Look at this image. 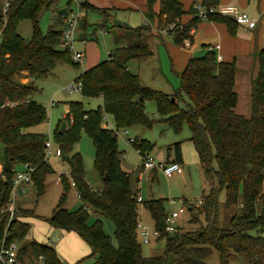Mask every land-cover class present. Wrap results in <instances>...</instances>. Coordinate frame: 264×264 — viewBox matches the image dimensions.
<instances>
[{"label":"trees","instance_id":"16d2710c","mask_svg":"<svg viewBox=\"0 0 264 264\" xmlns=\"http://www.w3.org/2000/svg\"><path fill=\"white\" fill-rule=\"evenodd\" d=\"M149 9L158 2L155 13L160 29L174 25L170 33L174 43L190 38L189 30L198 17L182 24L185 13L181 0H146ZM203 4L217 5L218 0H202ZM58 0H12L4 13L0 42V143L3 145L0 169V244L18 245L16 260L31 252L42 264H62L50 244L25 238L30 224L22 218L33 216L28 209H19L9 217L13 177L16 165L33 167V183L37 195L44 191V180L53 172L45 156L46 136L28 131L29 127L46 119L45 107L33 99L39 90L35 80L47 76L57 63L78 65L70 50L64 46L63 15L54 16V22L42 32L41 15L57 10ZM86 9H101L84 2ZM102 12V11H101ZM29 19L32 34L24 39L18 24ZM209 20L224 23L234 34L238 23L226 16L213 15ZM59 25V27H57ZM137 33L138 39L127 46L113 48L108 58L84 69L74 80L80 81L84 97H102V104L85 109L81 101H68L63 118L66 127L60 130L59 121L53 129V140L60 148V157L69 166V176H60L61 192L51 216L50 225L76 232L90 247L88 257L92 264H207L206 259L216 250L222 264H228L232 255L243 256L247 264H264V48L257 53L258 71L251 82V113L244 117L234 112L235 61H216L215 52L188 59L178 74L179 87L173 96L140 84L129 63L149 57L152 49L141 41L149 32L148 25L127 27ZM30 78L22 82L20 77ZM173 98V100H171ZM153 101L159 116L168 127L179 132L186 122L208 192L202 194L197 205H189V221L197 223L193 230L165 231L164 198L142 200L154 227L160 231L156 238L164 241V252L159 256H145L137 239V190L131 188L129 174L120 168L117 147V129L135 125L151 128L155 119L145 111L144 102ZM182 101L183 104L179 102ZM103 114H109L115 130L103 125ZM84 131L94 146V166L102 187L93 188L84 179L83 159L72 146ZM131 145L143 156L152 149L146 139L134 138ZM174 158L167 162L182 163L180 142L173 146ZM73 186L81 200L74 210L63 206L69 188ZM224 191V204L235 207L241 198L243 212L234 213L228 228L217 225L219 195ZM112 221L116 245L112 243L99 219L89 223V210ZM202 215L200 219L199 215ZM81 261L77 262L80 264ZM0 264H3L0 261Z\"/></svg>","mask_w":264,"mask_h":264},{"label":"rangeland","instance_id":"374dc122","mask_svg":"<svg viewBox=\"0 0 264 264\" xmlns=\"http://www.w3.org/2000/svg\"><path fill=\"white\" fill-rule=\"evenodd\" d=\"M67 1L68 0H59V4L66 5V7L72 9L75 14L77 12L76 8L72 4L70 5V1L67 4ZM90 1L95 5H100L105 2V0ZM193 1L194 0H181L185 9V13L182 15L181 19L182 22H186V20L189 19L188 15L191 13H189L188 10ZM258 1L259 0H232L228 3L227 0H220L219 5H234L243 11L245 9L247 10L246 7H248L249 4L252 10V16L258 17V24H261L263 16L259 18V13L264 11V7L263 5L262 7L258 5ZM108 2L114 6L122 1L113 0L111 3V1L108 0ZM0 11H2V7H0ZM101 11L103 12V10ZM112 11H110V16L107 15L106 17L107 30L104 32L100 28V14L82 7L80 17L73 29V46L77 50L85 51L86 43H88L87 56L85 54L78 65L57 63L51 73L35 81L39 90L33 94V98L46 109V119L39 124V127H42V132L46 136V140L51 142V153L47 156V160L53 172L46 176L44 180V191L41 195H37L36 186L33 182L27 184L23 191L16 189L11 193V203L15 210L28 209L33 212V216H30L28 220V222H30V230L25 240H36L54 246L58 252L60 261H67L69 264H77V260L69 262V259H73L78 253L76 248L72 246V244L67 245L65 241H56V238L59 236L55 232L57 230H54L56 227L50 225V223L46 221V219L51 216L52 210L61 192V185L59 182L60 176H67L69 173L67 162L54 153L57 145L53 140V127L65 113L66 103L68 101H81L85 109L96 108L102 104V101L97 97L90 98L82 96L78 89L66 90V87L73 84L74 80L82 73L86 64L91 60H96L95 62L97 63L105 60L110 48L117 44L116 40H118L119 35H125L130 39V42H135L138 39L137 33H127L124 28L114 24L122 21L131 27L138 26L142 22L140 15L135 12H126L124 10L121 12ZM56 12V10L50 9L41 15L39 27L42 32H45L49 28V25L54 22ZM201 23L209 22H205L204 19H201ZM215 23H219L226 31V26L221 24V22ZM148 24L154 28L157 25L156 17L152 16L148 20ZM57 27H59V25H57ZM204 27L205 28L201 30L202 28L200 25H197L196 33L198 35L201 30L204 36L201 35L200 39L196 36L192 44L188 43L185 45L174 43L172 37L163 36V40H161L151 35V33H142L140 37L141 41L147 43L155 53L149 57L134 60L129 63L131 70L139 75L140 84L161 91L169 96H173L179 87L177 72L180 73L184 69L189 57H198L204 54L205 47L202 46V41H200L203 40L204 42L210 41L219 43L223 51L226 52V54L224 52L226 59L228 58V60L232 61L234 60L233 57L236 58V67L238 70H244V74L238 73L237 76V89L240 90L239 84H244L245 81H247L248 75H250L252 71L254 73L256 70L257 59L254 61V50L257 40H259V44H264V30L260 29L258 32L248 33L243 31L241 26H238V30L234 34H230L227 30L226 32L228 35L223 39L217 35L214 30L206 28L209 27V24H204ZM175 29L176 28H174V30ZM170 30L171 28L168 27L162 32L155 30L153 33L155 35H161L170 33ZM18 32L24 39H29L32 34L31 21L29 19L21 20L18 24ZM84 36L86 38L85 42L82 40ZM114 38H116L115 41ZM262 44L257 45L258 50L263 48ZM70 55L72 56V50H70ZM245 85H247V83H245ZM242 93L240 94L241 102H243L244 99ZM52 101L54 102L53 106H51ZM179 103L183 104L182 101ZM144 108L146 113L156 120L151 128L135 125L127 128V134L123 132L125 129L116 130L117 147L120 151V168L129 174L131 188L138 191L143 202L150 199L164 198L166 199L164 206L167 212L171 209L176 210L180 206H184L186 208L185 212L180 214L177 218L178 227L185 231L193 230L198 224L189 221L190 212L188 207L189 205H197L199 203L202 194L208 192V184L204 179L194 146L189 140V128L186 122H183L180 131L175 132L168 127L165 122L158 120L159 116L153 101H145ZM103 125L115 130L112 118L109 115H107V121L103 122ZM130 137L133 139H146L152 144L153 147L148 153L155 163H164L167 160L171 161L174 158L173 146L175 143L180 142L182 155V163H180V165L183 172L181 174H173L171 177L167 178L158 166L152 170H145L142 166L143 157L139 151L129 143L128 138ZM2 151L3 145L0 143V162L2 160ZM72 152H79L81 154L84 165V179L92 187L97 188V186L101 184V178L94 166L95 150L91 138L84 131L80 132L79 140L73 144ZM20 170L22 169H17V171ZM224 199V191H221L217 210V225L220 228H228L230 217L234 213L240 214L243 212L241 198L238 199V203L235 207L230 208L225 206ZM172 200L174 201L173 204H171ZM143 202H138L139 218L142 223L152 227L153 220L149 212L144 209ZM78 205L79 202L74 187L71 186L63 206H68L69 210H74ZM88 210L89 223H93L95 220L99 219L104 232L110 236L112 243L116 245L112 221L93 212L90 208ZM198 215L200 219H202V215ZM202 222H204L203 219ZM51 237L53 241L50 240ZM148 247L147 244H142L141 246L142 253L145 256L149 252ZM87 249L88 252L84 255L85 258L80 264L93 263L92 258L87 257L90 254V248L88 246ZM206 263L222 264L216 250L212 251L211 255L206 259ZM14 264H42V262L40 259H36L29 251L20 259H17ZM228 264H247V261L241 255H232L228 259Z\"/></svg>","mask_w":264,"mask_h":264},{"label":"crops","instance_id":"0c3cea01","mask_svg":"<svg viewBox=\"0 0 264 264\" xmlns=\"http://www.w3.org/2000/svg\"><path fill=\"white\" fill-rule=\"evenodd\" d=\"M3 1L4 0H0V7H2V11H0V42H1V38H2V26H3V22L5 21V17H4V12H3ZM111 1V3H112V1L113 0H110ZM119 1H122L121 3H119V4H117V5H112V4H110V2H108V0H105V2L104 3H102V4H100V5H95L92 1H90V0H84V2H87V3H89V4H91V5H93L94 7H96V8H99V9H101V10H103V12H101V11H99V10H97V9H92V8H90V10H92V11H95V12H98L99 14H100V28H101V30L102 31H106L107 30V25H106V23H107V20H106V17H107V15H109L110 16V14H111V12L110 11H117V12H121V11H126V12H135V13H138L139 15H140V17H141V23H140V25H148L149 27H150V31L149 32H147V33H151V35H153V36H156V37H158L159 39H161V40H163V36H168V37H172V34L171 33H165V34H161V35H155L153 32L155 31V30H157V31H160V32H162L164 29H160L159 28V26H158V21H157V25L154 27V28H152L151 26H150V24H148V20L152 17V16H154V17H156V15H155V13L158 11V7H159V4H158V2H156V3H154L153 4V6H152V9H149V7H148V5H147V2H146V0H119ZM222 1H225V0H222ZM228 1V3H230L232 0H227ZM68 2H69V0L67 1V4H68ZM220 3V0H218V4ZM183 4V3H182ZM258 5H261V7H262V5H263V7H264V0H259L258 1ZM63 8H67L66 7V5H60L59 4V0H58V5H57V14H58V11L60 10V9H63ZM247 8V10L245 9V10H243V11H245L246 13H248L249 15H251L252 16V10H251V8H250V5L248 4V7H246ZM183 9H184V7H183ZM112 11V12H113ZM184 11H185V9H184ZM251 11V12H250ZM188 12L189 13H191L190 15H188V18L189 19H187L186 20V22H182V17L180 18V22L182 23V24H184V23H187V22H189L190 20H192L193 18H196V16H195V14H194V11H193V8H192V4L190 5V7H189V10H188ZM259 16L260 17H262V16H264V11H262V12H260L259 13ZM156 19H157V17H156ZM205 20V22L206 21H208L209 23H201V19L199 18V19H197L196 20V23H195V25L194 26H192L191 28H190V30H189V35H190V38L188 39V38H185L182 42H181V44L180 45H185V44H188V43H193V41H194V37H198L199 39H200V37H201V35H203L204 36V34L202 33V31L201 30H203L205 27H204V24H209V27H206V28H209V29H212V30H214L216 33H217V35H219L221 38H226L227 37V35H228V33L226 32L227 31V28H226V31H225V29H224V27L223 26H221V25H219V23H215L216 21H213V20H209V19H204ZM120 23V25H116V24H114V25H116V26H119V27H122V28H124L126 31H127V33L129 32V30L127 29V27H131V26H129V25H127L125 22H119ZM221 24H223L224 26H225V24L224 23H221ZM140 25H138V26H140ZM197 25H200V27L202 28L200 31H199V33H198V35L196 34L197 33ZM238 26H241V25H237L236 26V32H237V30H238ZM135 27H137V26H135ZM242 27V30L243 31H245V32H248V33H251V32H258V31H260V29H263L262 28V25L261 24H258L254 29H247V28H245V27H243V26H241ZM85 28V27H84ZM264 30V29H263ZM125 35H119V37H118V40H116V38H114V41L116 40L117 41V44H115V46H113L112 48H110V50L108 51V54H109V52L113 49V48H115V47H120V46H127V45H130L131 43H133V42H130V39L128 38V37H124ZM123 37V38H122ZM82 40L85 42L86 41V38H85V36L82 38ZM200 41H202L201 42V44H202V46H204L205 47V49H204V53L206 52V51H208V50H212V51H214L215 52V55L216 54H219L220 56H221V61H230V60H228V58L226 59V56L224 55V52L225 51H223V48H222V46L219 44V43H213V42H210V41H206V42H204L203 40H200ZM256 46H255V50H254V61L257 59V53H258V46L257 45H260V44H262V43H260L259 44V40H257L256 41ZM215 45H218V49H216L215 48ZM262 46H263V48H264V44H262ZM262 46H260V47H262ZM89 47V45H88V43H86V46H85V51L84 50H82L83 52H84V55L86 54V56H87V48ZM258 50V51H257ZM257 51V52H256ZM154 53H155V51H152V54L151 55H154ZM108 54H107V57L105 58V59H107L108 58ZM225 54H226V52H225ZM150 55V56H151ZM247 55V54H246ZM195 57V56H194ZM190 58V57H189ZM188 58V59H189ZM97 59H98V57H97ZM188 59H187V61H188ZM233 59H234V61H235V57H233ZM96 60H91V61H89L87 64H86V67H85V69H88V68H90V67H92V66H94L95 64H97V62H95ZM187 61H186V63H187ZM186 65V64H185ZM130 66V65H129ZM129 68V70L131 71V72H133L132 70H131V67H128ZM237 68V67H236ZM257 71H258V64H257V66H256V70L254 71V73H253V71L251 72V74L250 75H248V77H247V81H245V83H247V85H245V83L244 84H242V83H240L239 84V89L240 90H238L237 89V76H238V73H243L244 74V70H238V68H237V71H236V76H235V92H236V94H237V103H236V105H235V107H234V112L235 113H237V114H239V115H242V116H244V117H249L250 116V113H251V82H252V80H253V78L256 76V73H257ZM25 74H26V71H23L22 72V75H21V77H20V80L22 81V82H27V81H29L30 80V78H28V77H26L25 76ZM177 74H179L178 72H177ZM138 75V74H137ZM240 76H242V75H240ZM138 77H139V75H138ZM36 80H38V79H36ZM35 80V81H36ZM240 91H241V93L243 94V96H244V99H243V102H241L240 101ZM98 99H100L101 101H102V97H97ZM34 99V98H33ZM37 101V100H36ZM38 102V101H37ZM54 105V102L52 101L51 102V106H53ZM67 110H68V108H67V105H66V109H65V113L62 115V117L57 121V123L59 122V121H63V118H64V116H65V114H66V112H67ZM107 115H109V114H107ZM110 116V115H109ZM111 117V116H110ZM112 118V117H111ZM113 121V120H112ZM57 123L55 124V126L53 127V129L56 127V125H57ZM61 124V123H60ZM113 124H114V122H113ZM28 131H32V132H38V133H43L42 132V127H39V124H37V125H35V126H32V127H29L28 128ZM167 161H169V160H167ZM166 161V162H167ZM1 162H2V160H1ZM1 162H0V169H1ZM22 167H23V165L22 164H18V165H16V170L17 169H22ZM67 176H69V173H68V175ZM25 186L26 185H23V186H20V188H25ZM102 187V182H101V184L99 185V186H97V188L96 189H100ZM94 188V187H93ZM17 190H20L19 189V187H18V189ZM74 190H75V188H74ZM75 193H76V196H77V198H78V202H79V205L78 206H80L81 205V200L79 199V197H78V194H77V192H76V190H75ZM137 194H138V191H137ZM66 199H67V197H66ZM13 209H15L14 208V206L12 205V203H11V205H10ZM65 208H67V209H69V207L67 206V207H65ZM145 209V208H144ZM137 212H138V208H137ZM139 213H138V220H140V218H139ZM151 217V216H150ZM23 219V221H26V222H28V220H29V217H24V218H22ZM141 221V220H140ZM145 221H146V219H145ZM29 224H30V222H28ZM147 223V222H146ZM148 225V224H147ZM153 226H154V224H153ZM152 226V227H153ZM54 230H57V231H55L59 236L56 238V241H65V243L67 244V245H70V244H72V246H74L75 248H76V250H77V254L75 255V257L73 258V259H69V262H73V261H75V260H77V262H79V261H82L85 257H84V255L88 252V249H87V246L89 247V245L76 233V232H74V231H71V230H65V229H61V228H56V229H54ZM138 239V238H137ZM50 240H52L53 241V238L51 237L50 238ZM18 245H19V243H17ZM149 247H148V253L146 254V256H159V255H162L163 254V252H164V241L163 240H160V241H158L156 238H152L151 239V241H150V243L149 244H147ZM54 247V246H53ZM90 248V247H89ZM55 251H56V249H55ZM56 253H57V255H58V252L56 251ZM90 253H91V249H90ZM90 255V254H89ZM88 255V256H89ZM144 255V254H143ZM87 256V257H88ZM88 258H92V257H88ZM41 260V259H40ZM42 262V261H41ZM92 262H93V258H92ZM62 263L63 264H69L67 261H62Z\"/></svg>","mask_w":264,"mask_h":264},{"label":"built area","instance_id":"2783aa9c","mask_svg":"<svg viewBox=\"0 0 264 264\" xmlns=\"http://www.w3.org/2000/svg\"><path fill=\"white\" fill-rule=\"evenodd\" d=\"M12 0H4L3 1V12L5 13L10 2ZM70 5L72 4L77 12L74 14L73 10L70 8H66V14L64 19V29L62 34V39L64 42V46L67 47L69 50H72V60L76 63H80L84 52L82 50H77L73 46V29L75 24L80 17L82 12V4L84 0H69ZM192 8L196 17L200 19H208L209 16L213 15H220L226 16L234 19L238 25H241L247 29H254L258 25V17H254L246 13L245 11L240 10L238 7L234 5H225L221 6L217 5H205L203 4L202 0H194L192 2ZM262 18V17H259ZM262 28L264 29V16L261 22ZM171 29L174 28V25L169 26ZM215 48L218 49V45H215ZM216 61H221V56L216 54ZM78 89L80 90V81L74 82L66 87V90ZM107 121V114H103L102 122ZM125 134H127V129L123 130ZM129 143L131 144L133 138H128ZM51 142L47 140L45 142V156L51 153ZM56 155L61 154L60 148L57 146L54 152ZM142 166L145 170H152L155 169L157 166L161 169L163 174L168 178L171 177L173 174H181L183 169L178 162H164V163H155L154 160L149 156V153L144 154L143 156ZM33 167L27 164H23L22 170L16 171L13 182H12V192L16 189L23 191V188L20 186L27 185L33 182L32 174H33ZM137 202H142V198L140 194H137L136 197ZM174 201H171L173 204ZM186 208L184 206H180L178 209H171L165 217V231L168 233H173L177 231L178 224L177 218L180 214L184 213ZM14 209L9 207V217L13 216ZM136 234L139 242L141 244H149L152 238H157L160 234V231L153 227H149V225L142 223L140 220H137L136 223ZM18 244L17 242H12L9 245H5L4 242L0 244V261L3 264H14L16 262V254H17ZM63 264V263H62Z\"/></svg>","mask_w":264,"mask_h":264},{"label":"water","instance_id":"95a60500","mask_svg":"<svg viewBox=\"0 0 264 264\" xmlns=\"http://www.w3.org/2000/svg\"><path fill=\"white\" fill-rule=\"evenodd\" d=\"M58 14L63 15V16L66 15V8L60 9L58 11ZM116 25H120V23L116 22ZM171 100H173V98H171ZM65 127H66V122L63 120L60 124V130H63Z\"/></svg>","mask_w":264,"mask_h":264}]
</instances>
